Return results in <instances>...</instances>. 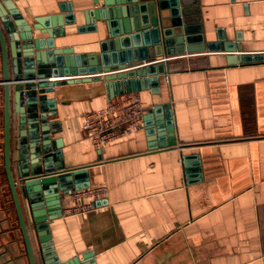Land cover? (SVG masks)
Returning a JSON list of instances; mask_svg holds the SVG:
<instances>
[{
    "label": "crops",
    "instance_id": "crops-1",
    "mask_svg": "<svg viewBox=\"0 0 264 264\" xmlns=\"http://www.w3.org/2000/svg\"><path fill=\"white\" fill-rule=\"evenodd\" d=\"M13 1L29 21L59 14L62 7L75 15L76 23L56 38L57 47L99 53L109 38L105 20L96 21L97 30H79L85 12L97 8L95 0ZM134 4L118 5L125 9L124 25L125 19L139 18ZM183 5L192 23L191 50L141 65L161 61L166 74L131 92L145 110L134 134L96 148L84 133L87 112L130 94L111 98L104 80L67 83L49 95L57 101L51 141L57 146L62 141L67 167H88L87 189H102L101 196L87 200L95 209L84 214L64 215L75 205L76 191L63 197L62 216L50 221L62 262L84 261L91 252L94 264H264V61L229 63L230 56L264 55V0H184ZM231 45L235 52L228 51ZM156 106H162L157 116L163 120L170 113L174 148H153L145 117ZM12 126L15 151V119ZM1 176L0 212H5L3 205L13 201ZM8 214L15 220L14 207Z\"/></svg>",
    "mask_w": 264,
    "mask_h": 264
},
{
    "label": "water",
    "instance_id": "water-1",
    "mask_svg": "<svg viewBox=\"0 0 264 264\" xmlns=\"http://www.w3.org/2000/svg\"><path fill=\"white\" fill-rule=\"evenodd\" d=\"M122 1L95 0L97 8L85 12V26L79 30H97L96 21L105 20L109 38L101 42L99 53L81 54L72 47H57L56 38L65 35V26L76 23L75 15L65 13L64 7L59 14L29 21L13 0H0V162L4 169L0 176L13 201L11 207L3 205L4 218L0 212V229L6 230L0 240L8 242L0 245V264H94L91 252L84 261L62 262L53 247L50 221L62 216L63 197L91 187V181L88 167H67L62 141L57 146L50 139V117L56 115L52 108L57 101L49 95L67 83L104 80L111 98L148 87L149 81L155 85L159 75L166 74V63L141 65L162 55L190 51L187 44L192 43L184 0H133L139 18L129 23L125 19V25L121 21L125 9L118 6ZM231 46L228 51L235 52ZM239 60L260 62L264 55L229 57L230 64ZM135 66L141 67L113 73ZM161 108L156 106L145 117L149 137L157 144L155 149L174 148L175 126L170 113L166 120L157 116ZM2 194L3 187L0 202L4 203ZM12 207L15 220L8 214Z\"/></svg>",
    "mask_w": 264,
    "mask_h": 264
},
{
    "label": "built area",
    "instance_id": "built-area-1",
    "mask_svg": "<svg viewBox=\"0 0 264 264\" xmlns=\"http://www.w3.org/2000/svg\"><path fill=\"white\" fill-rule=\"evenodd\" d=\"M144 106L136 93L113 100L107 106L92 110L84 115L83 131L93 146H104L134 134L143 126ZM102 189H83L73 194L75 205L65 208L64 215L84 214L95 209L89 200L101 196Z\"/></svg>",
    "mask_w": 264,
    "mask_h": 264
},
{
    "label": "rangeland",
    "instance_id": "rangeland-1",
    "mask_svg": "<svg viewBox=\"0 0 264 264\" xmlns=\"http://www.w3.org/2000/svg\"><path fill=\"white\" fill-rule=\"evenodd\" d=\"M3 175H5V173H3ZM3 178H5V177H3Z\"/></svg>",
    "mask_w": 264,
    "mask_h": 264
}]
</instances>
